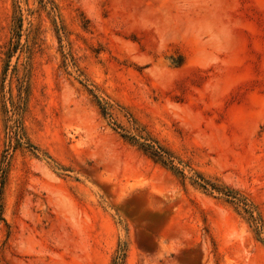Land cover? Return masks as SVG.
Listing matches in <instances>:
<instances>
[{"label": "rangeland", "instance_id": "374dc122", "mask_svg": "<svg viewBox=\"0 0 264 264\" xmlns=\"http://www.w3.org/2000/svg\"><path fill=\"white\" fill-rule=\"evenodd\" d=\"M12 125L0 264H264V0H0Z\"/></svg>", "mask_w": 264, "mask_h": 264}, {"label": "trees", "instance_id": "16d2710c", "mask_svg": "<svg viewBox=\"0 0 264 264\" xmlns=\"http://www.w3.org/2000/svg\"><path fill=\"white\" fill-rule=\"evenodd\" d=\"M102 113L104 116L108 115V111L106 107H101ZM9 131L11 134L9 135L10 138L14 139V142L12 144H9V148L3 155V160L0 165V221L3 220L2 218V212H3V188L6 180L7 175V163H8V150L10 148H17L22 146L23 144H27L28 146L33 147L29 142L23 141V136L21 134V130L19 126H8ZM142 138V137H140ZM129 139L135 143L138 144L140 149L148 155L153 161L156 163H159L163 165L164 167H167L171 170H173L175 173L179 174L183 179H186V175L184 173V169H180L177 164H183L182 161L178 160L177 157L166 147L159 144L157 141L150 139V138H142L143 142L138 143V139L136 137H129ZM14 144V145H13ZM186 167L187 165L184 164ZM191 184L194 186H197L199 189H202L204 191H207L209 193H217L224 197L226 201L230 203L235 204H242L245 212L247 214H250L251 211L250 207L247 203H245L244 199L241 198V196L233 190L228 189L227 187H221L218 186L211 181L205 179L201 174L194 172L192 177L190 178ZM124 255L121 254L118 258V260L115 262V264H122L121 261L123 260Z\"/></svg>", "mask_w": 264, "mask_h": 264}]
</instances>
